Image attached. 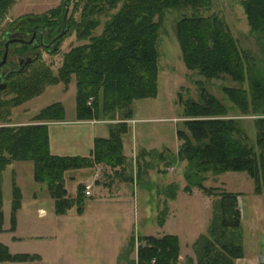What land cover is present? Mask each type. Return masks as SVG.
<instances>
[{
  "label": "trees",
  "instance_id": "obj_1",
  "mask_svg": "<svg viewBox=\"0 0 264 264\" xmlns=\"http://www.w3.org/2000/svg\"><path fill=\"white\" fill-rule=\"evenodd\" d=\"M13 1L0 0V12H4ZM119 1L91 0L94 6L91 14L101 11L104 3L113 7ZM211 4L212 0H124L120 13L105 30V36L88 46L69 51L57 77L52 79L51 73L41 68L43 70L39 69L29 78H10L6 89L18 95L15 104L20 105L40 95L47 82L68 84L71 76L75 75L78 120L100 116L115 120L120 111H123L124 119L131 118L135 100L158 95V30L166 11L185 7L209 9ZM243 4L252 30L264 36V0H244ZM69 21L67 32L71 26ZM52 24L53 32L60 27L59 24L55 28L53 21ZM175 32L183 61L189 70H196L208 79L228 75L239 82L248 80V89L227 86L224 91L242 113L251 112L259 116L254 120L256 149L250 144V138L240 121L228 118L226 105L204 89L201 102H186L185 129H177L181 141L178 156L187 161L185 190L191 192L198 187L214 197L212 218L207 230L193 245L196 263L235 264L237 258L244 256L240 193L208 187L204 182L208 173L247 172L254 181V192L258 195L264 192V74L254 65L250 53L241 50L217 14L205 16L196 12L184 15L177 21ZM64 117V104L55 102L34 116V121L38 123L0 127V233L4 231L3 172L13 162H33L34 178L47 184L55 201V212L59 215L66 214L74 206L78 213H83L85 209V185H78L76 196L71 197L65 186L67 172L90 168L95 164L116 168L126 163L123 136L129 126L125 121L110 124L109 136L97 137L89 156L53 153L48 122ZM21 205L22 191L14 179L12 231L16 229L17 211ZM162 212L160 224L165 222L167 215L166 209ZM135 241L140 242L137 264L180 262L181 244L177 235L133 236L129 252L135 246ZM40 258L38 254L11 253L8 246L0 242V262H26ZM187 264H195L194 258L187 257Z\"/></svg>",
  "mask_w": 264,
  "mask_h": 264
},
{
  "label": "rangeland",
  "instance_id": "obj_2",
  "mask_svg": "<svg viewBox=\"0 0 264 264\" xmlns=\"http://www.w3.org/2000/svg\"><path fill=\"white\" fill-rule=\"evenodd\" d=\"M243 1L212 0L209 9L195 10L192 7L168 9L158 30V49L160 55L158 62V95L155 98H144L133 102L134 122L133 116L124 119L123 111H120L117 113V119L113 123L125 121L128 123V126L130 124L131 131L133 128H137L139 131H149V133L155 134L154 136L157 141L159 140L157 132H160L161 134H165L167 140L171 143L176 140L175 134L174 136L172 134V131H174L173 126L178 124V128L185 129L183 121L186 119L184 115L186 102L191 100L201 102V93L205 89L226 105L228 108V118L240 121L241 127L250 138V144L254 145L257 149L254 120L259 116L251 112L248 114L242 113L241 109L234 105L224 91V88L227 86L248 89V80L239 82L233 80L228 75L208 79L196 70H189L183 61L181 46L175 32L177 21L184 15H192L196 12L205 16L217 14L227 25L241 50L250 53L254 65L262 70L264 74V36L260 32L252 30ZM123 4L124 0H120L113 7L104 3L101 11L91 14L92 7H94L91 5V0H68V20L70 19L71 26L70 30L61 37L57 49L37 51L39 54L38 59L26 71L21 74L19 73V75L15 74L12 77L29 78L39 69L43 70L41 68L50 72L52 79L57 77L60 68L63 66L65 55L73 48L83 45L88 46L102 39L105 36V30L120 13ZM66 6L65 0H14L4 12H0V42H2V47L4 34L16 26L27 27L32 23L41 22L54 29L52 27L53 21L55 28L59 24L61 28ZM76 91L75 75L71 76L68 84L64 82L57 84L47 82L40 95L34 96L20 105L15 104L18 95L15 96L16 94L12 90L5 89L0 91V127L38 123L34 121V116L41 109L52 103L62 102L66 108L65 122L50 124V149L56 154H80L84 156L88 154L93 144V133H91L93 125L72 122L76 121ZM179 92L182 93L181 104L178 102ZM90 101H93V99ZM173 116H176L177 120L171 121L173 120L171 119L167 121V119H164L172 118ZM41 122L39 121V123ZM95 127L105 129L108 126L106 124H97ZM157 154H159L158 151ZM157 154L153 155V161L155 162L159 161ZM164 155L166 157L165 160L167 159L169 162L171 159L173 160V172H169L168 170L163 172L156 181L139 179L138 183L136 181V184H130L131 190L135 191V195L134 197L132 196L130 201L128 200L129 197H127L124 201L118 203L105 204L97 202L88 211L89 213L111 214L105 222L110 223L112 229L121 231L124 234H127V230L132 227L135 236L158 234L160 232L158 221L163 216L162 209L169 205V203H166V200L170 201V198L175 195L177 196L174 204L175 209L179 211V217L184 218L183 220L191 230V233L185 231V235L188 237V244L185 247L184 255H186H182L179 264H187V252L189 249H192L191 254L195 255L194 260L195 264H197L194 243L191 245V241L199 231L205 229L204 227L207 223L209 225L213 213V210L211 211L213 209V202H210L212 197L210 199L202 198L201 193L204 192L198 187H194L195 193L192 196L185 194V187L183 188V186L185 183L187 184L184 177L187 161L180 159L175 154L173 156L170 153ZM133 159L130 161L132 162L130 166H128L129 164L127 166L134 170L135 173L138 167L137 164L134 165ZM168 163L164 161L159 163V165L161 169L166 170ZM80 173V171L76 170L67 172L65 180L69 179L71 177L69 175L73 174L79 177ZM169 176L174 177L173 179L176 183L166 182L172 179ZM14 179L21 186V189L25 191L20 234L27 235L28 232H36L40 236H48L49 232H52L54 229L57 230L58 224L52 221L51 217L53 203L43 199L41 195L38 197L39 200H37L36 206L34 205L35 202L30 201L29 193L33 189H39L40 187L34 180V164L31 161L13 162L3 172L6 226L9 227L11 225L10 211L13 201ZM79 179L82 182L88 180L82 176ZM204 184L208 187L213 186L221 190L242 192V203H239V208L242 211L241 233L246 247V254L247 256L257 254L259 248L260 258L264 264V192L260 195L254 192V181L247 172L228 171L217 175L208 173ZM68 185L69 190L72 192L74 183L69 181ZM96 190L97 187L93 186L95 194ZM99 198V195L94 197V199ZM90 200L85 198V207ZM39 208L44 209L46 214L39 215ZM102 222L93 225L90 220H80L79 218L68 220L65 223L68 224V229L72 231L77 229L74 231V235H65V233L59 231L60 233L58 234L60 235L56 241L48 237L30 238L18 243V249L25 253L32 251L44 252L46 264H102L101 259H106L109 256L110 251L107 252L106 249L107 247L112 248L111 243L113 242V238L105 235V231L108 228ZM73 223L76 224L75 227L77 228L72 226ZM90 223L93 225L92 227L89 225ZM32 226H35L36 229L28 231L29 227L32 228ZM51 227V231L46 229ZM89 229L96 230L94 237ZM8 237V234L0 235V241H7ZM135 242V246L132 247L133 249L130 252V241L128 245H125L120 264H132L133 262L137 264L138 245L140 242ZM104 251L105 253H103Z\"/></svg>",
  "mask_w": 264,
  "mask_h": 264
},
{
  "label": "crops",
  "instance_id": "obj_3",
  "mask_svg": "<svg viewBox=\"0 0 264 264\" xmlns=\"http://www.w3.org/2000/svg\"><path fill=\"white\" fill-rule=\"evenodd\" d=\"M65 106V105H64ZM134 112V110H133ZM65 115H66V108H65ZM167 119V121L171 120H177L176 116H173L172 118H164ZM134 113H133V122H134ZM65 122V117L62 120L59 121H51L49 122V126L50 124H55V123H64ZM74 123L77 124H91L93 125V128L91 129V133H93V144L90 147V150L88 152V154L84 155V156H89L94 148V140L97 137H108L109 133H110V124H112L114 122V120H110V119H105L104 117H97L91 120H78L76 117V121H72ZM97 124H106L108 127L105 129H101V128H96L95 126ZM174 131H172V134L174 136L175 134V141H172L171 143H169V141L167 140V136L165 134H161L160 132H157V138H159V140L157 141L155 139V134L149 133V131H139L137 128H133L131 131V126L129 124V132H127L124 136V153L126 155V163L123 166H119L116 168H112L108 165L105 164H95V166L90 167V168H84V169H78L76 171H80L81 173L79 174V177L77 175H69L71 176L69 179H67L65 181V186L68 190V194L71 197H75L76 193H77V189H78V185L80 184H84L86 185H91V194L86 196V199H91L88 203V205L85 207L83 213H78L76 210V206L72 207L66 214L64 215H59L55 212V201L52 198L49 188L47 186L46 183L43 182H37L35 180V182L37 184L40 185L39 189L35 188L33 189L29 195H30V201H32L34 203V205L36 206V202L37 200H39V195L43 196V199H46L48 202L53 203V213L51 214L52 217V221L56 222L58 224V231L57 230H53L52 232H49L48 236H40L38 234H36V232H28L27 235H21L20 231H21V216H22V212L24 211V200H25V191H23V189H20L22 191V205L21 208H19V210L17 211V225H16V229L14 231L11 230V225L9 227L6 226V211H5V200L3 203V212H4V231L0 233V235H4V234H8V240L7 241H0L4 244H6L10 250L11 253H25L22 252L21 250L18 249V243L26 240V239H34V238H40V237H48L49 239L56 241L59 238L58 233H60L59 231H62L63 233H65V235H74V231L77 230H70L68 229V224H65L66 222H68V220H74L75 218H79L80 220H90L93 225H95L96 223L98 224V222L103 221V225H106V227L108 229H106L107 231H105V235H108L109 238H113V242L112 244V248L111 247H107L106 251L109 252V256L105 259H101V261L103 262L102 264H120L121 262V256L124 252V248L125 245H128L129 241L131 240V238L134 235V230L133 227L130 228L129 230H127V234L122 233L121 231H116L114 229L111 228L110 223L105 222L106 220L109 219V216H111V214L108 213H89L88 209H90V207L92 205H95L97 202H101V203H112V202H122L124 201L127 197H129V201L132 199V196L134 197L135 195V191H132L131 188L129 187L130 184L134 183L136 184V181L138 183L139 179H142L144 181H156L160 174H162L163 172H166L167 170L169 172H173L174 171V164H173V160L171 159V161L169 162V160H165V155L167 153H170L172 156L175 154L176 156H178V151H179V147L181 144V141L178 138L177 135V129H178V124H176V126H173ZM131 131V132H130ZM97 133V134H96ZM102 133V134H100ZM127 136V137H126ZM50 145H51V138H50ZM157 151L159 152V154H157ZM152 153H156L157 154V158H158V162L153 161V155L156 154H152ZM56 154V153H55ZM140 154V155H139ZM63 155V154H60ZM64 155H69V154H64ZM77 155V154H74ZM80 155V154H79ZM82 156V155H81ZM134 158V159H133ZM131 159L134 160V165L137 164V171L132 170L131 168H128V166H130V164L132 162ZM132 160V161H133ZM168 163V166H166V170L161 169V166L159 165V163L164 162ZM154 163V164H153ZM129 164V165H128ZM128 165V166H127ZM134 168V167H133ZM101 171V173H100ZM183 172V171H182ZM107 174V175H106ZM84 177L88 180L86 181H81L79 178L80 177ZM174 176V175H172ZM169 176V177H172ZM174 177H172V179L170 181H166L168 183H173L176 181L173 179ZM167 180V179H166ZM73 182V188H72V192L69 190V185L68 183ZM18 184V183H17ZM186 183L183 186L186 187ZM93 186L97 187V192L95 194V192H93ZM213 187V186H212ZM3 188V185H2ZM185 190V188H184ZM185 194H188V196H192L195 193V188L193 189L192 192H188V191H184ZM218 192V191H217ZM232 192H238L240 193V195L238 196L239 199V203H242V195L240 191H232ZM202 194V198H206V199H211V203L213 202L212 200H214L213 196H207L206 193H201ZM96 195H99L100 198L99 199H94V197ZM3 197H4V191H3ZM177 196H172V198H170V201L166 200V203L169 205L167 207H164L162 209L163 210H167V215H166V220L163 224H160V222L158 221V227L160 232H158V234H145V235H154L157 237H162L166 234H174L179 236L180 239V244H181V255H180V260L182 259V255H184L185 253V247L187 246L188 242H187V238L185 235V231L190 232L191 230L190 228L187 226L186 222L183 220L184 218L179 217V211L177 209H175V202H176ZM12 207V206H11ZM212 207V206H211ZM12 210V208H11ZM39 215H45L46 211L42 208H39ZM212 211V209H211ZM76 212V213H73ZM242 212V211H241ZM11 214V211H10ZM211 218V216H210ZM209 218V219H210ZM10 222H11V218H10ZM209 222V220H208ZM76 224L73 223V227H75ZM91 227L93 226L91 223L89 224ZM208 225V223H207ZM207 225L204 227L205 229L202 231H199V233L194 237V239L191 241V245H193V243L197 240V238L206 232L207 230ZM77 228V227H75ZM34 229H36L35 226L29 227L28 231H34ZM48 230H52L51 228H46ZM60 229V230H59ZM90 233H92V236L94 237L96 230L95 229H89ZM53 233V234H52ZM194 233V232H193ZM46 234V232H45ZM141 236V235H140ZM137 237V236H136ZM243 245H244V256L237 258L235 260V264H263V261L260 258V251L258 248V253L257 254H252L251 256H247L246 254V247L244 244V240H243ZM260 247V246H259ZM192 250V249H191ZM191 250L189 249V251L187 252L189 257L195 258V255L193 256L191 254ZM30 254H38L40 255V259L38 260H34V261H26V262H11V261H5V262H0V264H46V255L44 254V252L40 251H32V252H28ZM105 253V251L103 252ZM186 255V254H185ZM184 255V256H185ZM187 256V257H188Z\"/></svg>",
  "mask_w": 264,
  "mask_h": 264
},
{
  "label": "flooded vegetation",
  "instance_id": "obj_4",
  "mask_svg": "<svg viewBox=\"0 0 264 264\" xmlns=\"http://www.w3.org/2000/svg\"><path fill=\"white\" fill-rule=\"evenodd\" d=\"M58 29H60V27ZM58 29L53 32L51 26L39 22V23H32L27 27L16 26L13 29L7 31L11 33L16 32L18 33V35H14L7 38L3 37L2 39L3 47H2V42H0V51L3 50L2 55L0 56L1 59L7 48L6 46L7 42L12 41L8 45V55L6 58V62L0 67V79L1 78L3 79L4 77H6L11 73L8 76V82H9V79L13 75L19 74L14 71L18 69L20 66L23 67L26 64L28 58L30 57L32 58V61L29 62V64L25 68L24 71H26L29 68V66L38 59L39 54L37 53V51L40 50L51 51L52 49L53 50L57 49L54 47L55 45L58 46L61 38L58 40V43L54 45V47L48 48L46 47V44L50 43L52 38L58 34ZM19 33H24V35ZM1 83H3V81L0 82V84ZM5 89H1L0 91H3Z\"/></svg>",
  "mask_w": 264,
  "mask_h": 264
},
{
  "label": "water",
  "instance_id": "obj_5",
  "mask_svg": "<svg viewBox=\"0 0 264 264\" xmlns=\"http://www.w3.org/2000/svg\"><path fill=\"white\" fill-rule=\"evenodd\" d=\"M65 4L67 5L66 6V11H65V14H64V18H63V23H62V27L60 28V29H58V34L57 35H55L53 38H52V40L50 41V43H48V44H46V47H48V48H50V47H54V45L55 44H57L58 43V40L62 37V36H64L65 35V33L67 32V20H68V15H69V7H68V0H65ZM19 34H22V35H24V33H19ZM14 35H18V33H11V32H7L6 34H5V36H4V38H7V37H11V36H14ZM43 41V40H42ZM12 41H9V42H7V44H6V46H7V48H6V50H5V52H4V54H3V57L0 59V67L6 62V58H7V55H8V45L11 43ZM55 48H57V46L55 45ZM32 61V58H28V60H27V62H26V64L22 67V66H20L18 69H16L14 72H16V73H20V72H22V71H24L25 70V68L27 67V65L29 64V62H31ZM11 74V73H10ZM9 74V75H10ZM9 75H7L6 77H4L3 79L1 78L0 79V82H2L3 81V83H1L0 84V90L1 89H5L6 87H7V85H8V76ZM2 80V81H1ZM178 102H179V104H181L182 103V93L181 92H179V94H178Z\"/></svg>",
  "mask_w": 264,
  "mask_h": 264
},
{
  "label": "built area",
  "instance_id": "obj_6",
  "mask_svg": "<svg viewBox=\"0 0 264 264\" xmlns=\"http://www.w3.org/2000/svg\"><path fill=\"white\" fill-rule=\"evenodd\" d=\"M90 189H91V185L88 184V185L85 186L86 195H90L91 194V190Z\"/></svg>",
  "mask_w": 264,
  "mask_h": 264
}]
</instances>
